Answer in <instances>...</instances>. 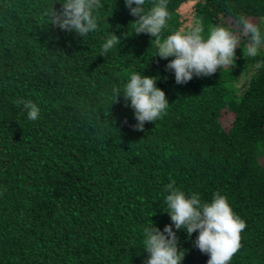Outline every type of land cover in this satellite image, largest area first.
I'll return each mask as SVG.
<instances>
[{
  "label": "trees",
  "instance_id": "trees-1",
  "mask_svg": "<svg viewBox=\"0 0 264 264\" xmlns=\"http://www.w3.org/2000/svg\"><path fill=\"white\" fill-rule=\"evenodd\" d=\"M186 3L167 0L154 38L133 33L124 0H102L98 29L83 38L48 24L44 9L59 10L58 0H0V264H144L142 229L171 223L162 210L169 181L202 200L226 195L246 223L228 264H264V52L246 55L238 24L243 15L262 31L264 0H195L189 12ZM197 20L204 36L220 25L239 37L237 69L178 84L165 67L172 57L155 55L157 41ZM113 33L119 43L100 55ZM251 67L240 91L238 73ZM137 71L158 76L169 102L140 130L122 93H112ZM18 99L38 105L35 121ZM174 231L182 264H206L196 231Z\"/></svg>",
  "mask_w": 264,
  "mask_h": 264
},
{
  "label": "clouds",
  "instance_id": "clouds-1",
  "mask_svg": "<svg viewBox=\"0 0 264 264\" xmlns=\"http://www.w3.org/2000/svg\"><path fill=\"white\" fill-rule=\"evenodd\" d=\"M58 2L61 5L59 10L54 9L53 4L44 9L48 24L74 31L83 38L98 29L102 0ZM124 3L130 14L136 17L132 20L135 22L133 33L143 32L156 38L166 26L167 0H152L148 7L146 0H124ZM238 24L241 34L248 39L246 55L255 57L264 43V35L243 15L238 17ZM202 32L197 20L189 29H178L157 41L155 55L172 57L165 67L173 72L178 84L187 82L193 75H211L234 59L239 37L229 28L217 25L210 27L206 36ZM119 41L120 37L115 33L106 36L99 54L105 56ZM261 63L257 61L255 67H261ZM158 79V76L132 72L119 87L112 89L114 100L122 93L127 106L133 109V127L137 130L143 129L145 122H155L167 110L169 102L164 90L156 84ZM14 103L22 105L27 120L38 118L36 103L27 99H18ZM174 184L169 181L163 186L166 194L163 195L162 210L167 212L171 223L165 224L162 230L153 222L142 229V248L148 254L144 264H182L185 250L178 247L179 238L174 229H183L188 236L196 231L193 243L200 252L208 255L206 264H228L240 248V233L246 227L245 221L234 212L226 195L214 192L209 200H202L199 193H186Z\"/></svg>",
  "mask_w": 264,
  "mask_h": 264
},
{
  "label": "rangeland",
  "instance_id": "rangeland-1",
  "mask_svg": "<svg viewBox=\"0 0 264 264\" xmlns=\"http://www.w3.org/2000/svg\"><path fill=\"white\" fill-rule=\"evenodd\" d=\"M195 0H191V3H186L183 8L182 11H187L192 7V4L194 3ZM262 35H264V26H263V30L261 31ZM260 48H262V51L264 52V43L261 44ZM233 67V71H235L237 68V63L235 61L231 62ZM253 71V67L251 68H247L246 70L241 69L240 72L238 73V78L236 81V86L237 88L242 91L243 88H245L248 84V81L250 79V76L252 74ZM237 77V76H236ZM240 94V93H239ZM233 118V112L229 109V110H223V114L221 116V121L224 127L228 128L230 125V121Z\"/></svg>",
  "mask_w": 264,
  "mask_h": 264
}]
</instances>
